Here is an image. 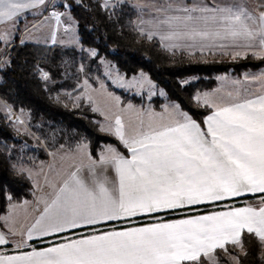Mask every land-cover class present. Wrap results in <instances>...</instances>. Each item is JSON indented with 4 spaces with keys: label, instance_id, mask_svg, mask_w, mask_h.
Here are the masks:
<instances>
[{
    "label": "snow or ice",
    "instance_id": "snow-or-ice-1",
    "mask_svg": "<svg viewBox=\"0 0 264 264\" xmlns=\"http://www.w3.org/2000/svg\"><path fill=\"white\" fill-rule=\"evenodd\" d=\"M43 5L45 0H0V23L15 27L21 13ZM109 6L114 5L105 0L102 7ZM260 7L264 8V4ZM157 11L162 18L141 20V25L147 23L151 27L138 30L149 39L159 34L162 42H168L165 47L169 50L182 46L199 47L201 51L233 48L243 50L233 51V59L250 53L264 60V10L253 12L233 0L223 6L169 5ZM62 15L51 13L57 24ZM9 35L10 32L0 34V39L8 40ZM55 37L53 31V42ZM91 55H96L94 49ZM40 73L48 79L47 72ZM140 77L127 83L151 84L145 73H140ZM244 82L259 83V94L242 97L237 88L235 93H227L228 102L221 105L215 104L207 93L196 97L198 103L214 108L204 119L206 130L181 111L179 104L172 105L170 124L154 125L150 121L145 126L142 120L140 131L132 137L125 136L117 116L115 135L128 148L131 158L108 147L99 160L101 165L114 166L117 182L109 187L106 177L98 178L95 161L89 165L91 183L80 176L79 168L73 171L53 198L44 201L43 212L28 229L23 244L33 234L47 236L102 221L182 209L246 193L261 194L259 208L229 205L227 210L206 215L122 230L93 231L79 238L67 237L65 242L40 250L0 255V264H220L217 250L228 254L231 246L233 251L248 254L246 234L264 245V70L255 75L245 74ZM7 242L0 233V245ZM231 259L241 264L239 255H232Z\"/></svg>",
    "mask_w": 264,
    "mask_h": 264
},
{
    "label": "trees",
    "instance_id": "trees-1",
    "mask_svg": "<svg viewBox=\"0 0 264 264\" xmlns=\"http://www.w3.org/2000/svg\"><path fill=\"white\" fill-rule=\"evenodd\" d=\"M57 7L66 9L74 20L80 49L13 40L0 65V99L12 110L27 113V127L35 136L36 145L28 152L35 161L45 160L46 151L71 149L79 143L87 145L93 159L106 144L125 154L114 136L99 129V116L87 102L78 101L73 106L64 102L63 93H77L83 77L95 86L93 76L100 75L98 59L109 61L124 76L145 73L166 100L179 104L181 111L200 125L210 110L193 101L195 92L214 87V76L218 74L239 76L243 71L264 68V60L251 55L225 59L209 53L168 51L156 39L138 33L133 26L135 13L123 2L104 8L100 0H62ZM83 49H94L96 55L89 57ZM40 70L48 73L47 80L41 78ZM187 77L193 79L183 82ZM107 87L119 96L121 103L144 102L143 96ZM161 101L154 96L150 100L152 108L157 110ZM20 138L25 137L0 113V215L9 202L32 198L30 180L14 166L23 153ZM260 245L246 234L248 254L233 251L231 246L229 252L239 255L241 264H264ZM222 253L217 250L216 254Z\"/></svg>",
    "mask_w": 264,
    "mask_h": 264
},
{
    "label": "crops",
    "instance_id": "crops-1",
    "mask_svg": "<svg viewBox=\"0 0 264 264\" xmlns=\"http://www.w3.org/2000/svg\"><path fill=\"white\" fill-rule=\"evenodd\" d=\"M232 2L233 1H226V0H215L214 2H210V0H207L202 2L192 3L191 7L203 6V5L223 6L225 4H229ZM59 3L60 2L57 1L55 2L54 0H45V5L40 6L39 8L36 9L25 10L23 13H21L20 16L17 17L16 21L14 22L15 27H12L11 25L8 24L0 23V34H3L5 32H10L4 50L0 51V65L3 62L4 59L3 55L6 49L13 42V40H17V42L23 41V43H32L39 45H58L61 47H71L75 49L77 47L80 48L76 36L75 22L66 9L64 8L60 9L59 7H57ZM262 4H264V0H250L246 5L245 4L244 5L249 10L258 13L259 11L264 10V8L260 7V5ZM53 11L64 14L61 16V20L59 24H57L55 19H53L51 16V13ZM33 25H36V27L33 28L32 27ZM53 31H55L56 33L55 42H53L52 39ZM194 50L198 52L201 49L197 47L194 48ZM237 50L243 51L242 49H233V48L230 49L231 52ZM248 55L251 54L249 53ZM242 74L244 73L242 72L239 76H234L232 74H229L230 75L229 77L233 79L228 82L223 81V84L220 87L218 94H216V91L212 93L214 95L212 97V100L214 101L215 104L221 105L223 103L228 102L227 93L229 92L235 93V90L237 88L240 89L242 97L249 94L251 95L259 94L261 90V85L255 82L254 83L244 82V80H242L241 78ZM255 74L256 72H254V70H251V75H255ZM232 81H241L242 83L240 85H235L232 83ZM216 87H218V82L215 81L214 87H212L211 89L197 91L193 94V96L196 97L195 95L200 92H205V91L211 92ZM244 89H247V92H244ZM159 98L162 101L157 110L152 108V105L150 103L151 99H148L146 101L144 100V102L141 104L140 103L135 104L131 102L121 103L120 98L119 97L117 98L116 101L117 107L125 111L123 115L127 116V118L122 120L123 131L126 137H132L136 135L138 131H140L142 120L144 121L145 126H147V124L150 121L154 125H167L172 122L173 120V116L171 114L172 105L176 103H174L173 101L166 100L164 98V94L159 95ZM196 104L205 106L203 103H196ZM206 107L209 108L210 111L203 117L202 125H201V128L205 130H206V126L204 125V119L206 116L211 115L212 112L214 111L213 107H208V106ZM7 111H12V109L7 104L6 106H4V104L1 102L0 99V113L4 114ZM149 113L152 114L151 117L149 116ZM130 115L133 118L131 121H128ZM98 116H99L98 127L100 128L99 122L102 121V117L100 114H98ZM8 119L11 121V118ZM115 127L116 124L114 123L113 126H110L112 131H108V132L109 134L114 136L124 147L125 154L123 155L118 150L116 151L119 152L121 155L125 156L126 158H131L128 148L121 142L119 137L115 135ZM103 132H107V131H103ZM105 148H106L105 145L101 147L95 159L91 158L89 153L88 154L86 153V156L83 155V157L80 160L74 163H70L68 165L62 164L63 163L62 159L53 160V161L43 160L44 161L43 163H45L46 165L45 166L42 165L43 166L42 170L39 172V176L36 178L37 182L33 183L29 179L32 186V198L30 200L9 202L7 204L5 212H3L0 215V233H3L6 240L8 241L7 243L0 245V255L11 256V255H17L20 252H30L33 249L40 250L43 248L51 247L53 244L65 242V238L67 237L79 238L81 235L92 234L93 231L100 232V231H108L113 229L122 230L123 228H127V227H142L146 224L183 219L188 216L206 215L213 211L227 210L226 206L229 205L237 208L245 207V206H252L259 208L261 206L259 201V197L261 194L246 193L240 197L228 198L216 202H205L195 206L185 207L182 209L166 210L153 214H138L136 216L128 217V218L102 221L96 225L81 226L76 229H71L60 233H52L47 236H38L36 234H33L32 238L28 239L26 244H23V242L27 238L28 229L31 227L32 224L35 223L36 219L43 212L45 206L44 201L45 200L50 201L53 198L55 191L73 171H76L79 168L80 176L83 179H85L87 182L91 183L93 176L89 168V165L93 161H95L97 162L95 166V175L98 178L106 177L109 187H112L117 182V175L114 166L111 164L101 165L99 163L100 156L102 153L105 152L104 150ZM38 163L39 164H36V166H40V162ZM32 170L34 171V168ZM22 173L24 174V171ZM249 197H251L250 200L247 199ZM18 244H23V247L18 248L17 247Z\"/></svg>",
    "mask_w": 264,
    "mask_h": 264
},
{
    "label": "rangeland",
    "instance_id": "rangeland-1",
    "mask_svg": "<svg viewBox=\"0 0 264 264\" xmlns=\"http://www.w3.org/2000/svg\"><path fill=\"white\" fill-rule=\"evenodd\" d=\"M55 2H61L62 0H54ZM207 0H110V5H114L116 3H126L130 6V8L134 11L135 17L133 19V26L138 31L139 34L141 32L138 30L140 27L147 29H150V25L145 23L143 25L140 24V21H149L154 20L157 16H160L162 18V14L158 13V9H165L169 5H172L173 7L180 6V7H191L192 3L202 2ZM215 0H210V2H214ZM226 1H233V0H226ZM250 0H238V2L242 4H247ZM101 5L104 4L105 0H100ZM111 7V6H109ZM175 14V13H170ZM142 35V34H141ZM144 37L148 38L147 34H143ZM152 38L156 39L160 46L168 51L173 50H183L184 52H197L194 50V48H189L186 46H182L179 48H173L169 50L167 47H165V44L168 42H162L160 39V35H154ZM6 41L4 39H0V51L4 50V47L6 45ZM189 43V42H184ZM77 50L80 48L77 47ZM231 48H212V49H204L203 51H198L200 53L204 54H212L221 58L225 59H233L232 52L230 51ZM92 49H83V52L87 56H93L91 55ZM252 56V55H251ZM255 58V57H254ZM257 59V58H255ZM98 64L100 67V75H94L93 80L95 82V86H93L86 78H82L81 81L78 83L79 91L77 93H69L64 92V102L68 106L75 105L78 101L87 102L91 108L101 115L102 121L99 122L101 131H112L110 126H113L116 120V117L119 116L121 118V121L127 118V116L123 115L125 111L119 109L117 107L116 101L119 96H117L112 91H109L107 88L108 85L123 89L124 91H127L129 93H134L138 96H143L144 100L152 99L154 96L163 95L161 94L162 90L158 87H156L152 82L151 84H148L147 82L143 84L138 83H127L130 81H133V78L135 77L137 80H140V73L137 72L136 74L130 75V76H124L123 73L117 72L113 65L109 63V61H106L104 59H98ZM256 70V71H255ZM261 70H264V68L254 69V72L258 74ZM244 74H242V80H245V74L251 75V70L243 71ZM41 76V73H40ZM230 75L228 73H223L220 75L214 76V79L216 82H218V87H216L213 91L208 92H200L197 93L195 96L198 95L203 97L204 94H209V96L212 98L214 95L213 92L216 91V94H218L220 87L223 84V81H231L233 78L229 77ZM123 78L121 80L120 78ZM42 78V77H41ZM43 79V78H42ZM193 79L192 77L183 78L184 81H189ZM45 80V79H44ZM196 97L193 96L194 102L198 103L196 100ZM1 102L6 106V103L1 100ZM149 102V101H148ZM202 103V102H200ZM126 114V113H125ZM131 114V113H130ZM4 115L7 119L11 118V124L12 127L20 134V136H24L25 138H20L21 143L19 147L21 148L20 152V158L17 160V162L14 163V166L17 171L23 172L24 175L30 179L33 183H36V178L39 176V172L42 170V167L46 164L43 163L44 161H53V160H61L62 164H70L74 163L78 160H80L83 155L86 156V153L88 154L87 145L85 143H79L78 145L74 146L71 149H67L64 147H59L52 151H46L47 158L43 160L35 161L33 158V154L28 150H32L36 148V145L34 143L35 136L29 131L27 127V113L24 111H7ZM132 116H129L128 121L132 120ZM127 121V119H126ZM105 129V130H102ZM110 129V130H109ZM109 133V132H108ZM106 148L112 147L111 145H105ZM16 148V147H15ZM106 148L104 150H106ZM24 150V151H23ZM85 152V154H84ZM25 154V155H22ZM42 161V162H41ZM40 166H36V164H39ZM43 165V166H42ZM36 166V167H35ZM51 167V166H50ZM34 168V171L32 170ZM23 169V171H21ZM260 201V200H259ZM261 252L264 253V245H260ZM236 252L239 253L238 250ZM235 255L232 252H229L228 254L222 253V255H219L220 257V264H235V262L231 259V256ZM203 264H207L206 261L203 262Z\"/></svg>",
    "mask_w": 264,
    "mask_h": 264
}]
</instances>
